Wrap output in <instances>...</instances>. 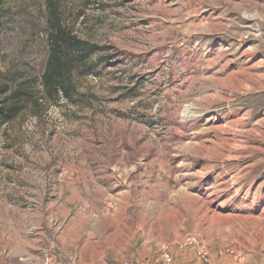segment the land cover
I'll return each instance as SVG.
<instances>
[{
  "label": "rangeland",
  "instance_id": "rangeland-1",
  "mask_svg": "<svg viewBox=\"0 0 264 264\" xmlns=\"http://www.w3.org/2000/svg\"><path fill=\"white\" fill-rule=\"evenodd\" d=\"M3 2L0 75L41 106L0 140V264H264V0H57L105 61L73 103L43 99L45 0Z\"/></svg>",
  "mask_w": 264,
  "mask_h": 264
},
{
  "label": "trees",
  "instance_id": "trees-1",
  "mask_svg": "<svg viewBox=\"0 0 264 264\" xmlns=\"http://www.w3.org/2000/svg\"><path fill=\"white\" fill-rule=\"evenodd\" d=\"M47 11L45 45L46 63L41 74V87L44 97L49 102L64 100L75 102L77 87L75 75L90 76L104 65L103 58L95 57L100 48L77 38L62 22L57 0H45ZM4 2L0 0V27L2 24ZM104 61V62H103ZM0 75V140L18 116L27 108L41 106L32 89L25 84L1 79ZM17 85V86H16Z\"/></svg>",
  "mask_w": 264,
  "mask_h": 264
},
{
  "label": "built area",
  "instance_id": "built-area-1",
  "mask_svg": "<svg viewBox=\"0 0 264 264\" xmlns=\"http://www.w3.org/2000/svg\"><path fill=\"white\" fill-rule=\"evenodd\" d=\"M193 244H195V247L197 248L198 260L202 264H209V261H208L209 253L206 250V247L202 243L196 242L193 238L186 239L185 245H193ZM164 262L168 264L171 262L170 258L167 255L164 256Z\"/></svg>",
  "mask_w": 264,
  "mask_h": 264
}]
</instances>
